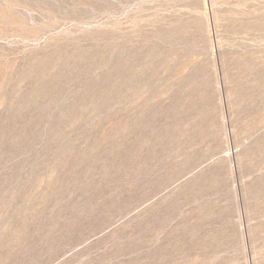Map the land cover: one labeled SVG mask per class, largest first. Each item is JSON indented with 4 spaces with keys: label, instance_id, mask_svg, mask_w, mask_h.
<instances>
[{
    "label": "rangeland",
    "instance_id": "1",
    "mask_svg": "<svg viewBox=\"0 0 264 264\" xmlns=\"http://www.w3.org/2000/svg\"><path fill=\"white\" fill-rule=\"evenodd\" d=\"M0 264H264V0H0Z\"/></svg>",
    "mask_w": 264,
    "mask_h": 264
}]
</instances>
